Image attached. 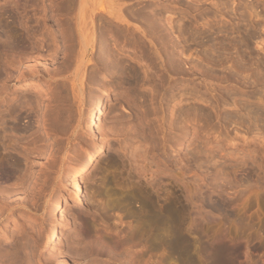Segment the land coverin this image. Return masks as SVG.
<instances>
[{"label": "rangeland", "instance_id": "374dc122", "mask_svg": "<svg viewBox=\"0 0 264 264\" xmlns=\"http://www.w3.org/2000/svg\"><path fill=\"white\" fill-rule=\"evenodd\" d=\"M93 2L0 0V31L6 30L3 23H8L5 25L8 32L12 30L11 38L17 32L21 33L20 37L28 34L34 39L33 44H37L36 49L34 45L31 47L32 43L31 49L28 48L31 41L25 37L27 49L19 45L20 48L8 53L0 50V120L5 123L0 121V160L13 154L20 161L15 178H0V209L5 208L0 213V264H264V0ZM100 2L112 6L121 4L123 12L129 11V15H134L138 9L148 10V14L155 12L156 19L159 18L157 24L162 20L159 26L167 31L162 30L166 37L168 35L167 39L163 38L171 45L165 44L163 39L158 41L167 48L174 47L169 51L176 54L175 66L178 64L176 69L180 75L168 71L165 45L161 44L165 50L161 49L160 42L141 33L137 34L152 54L141 55L140 50L129 44L128 36L119 37L122 38L119 42L105 35L109 38L110 45L106 43L111 49H108L110 60L122 57L128 63L132 61L138 70L135 76L125 78L122 73V79L110 60L109 70L104 68L102 73V69L100 74L96 73L93 59L100 49L97 34L106 30L103 26L110 21L105 11L98 10ZM91 3L95 6L93 11L98 10L93 12V21L87 15L92 11ZM86 6L90 10L85 9ZM94 14L103 18L97 17V20ZM129 15V28L145 29L143 24L146 23ZM103 19H107L106 22ZM85 23L87 29L94 28L95 38L85 58L88 67L79 71V38H72L77 41L76 45L71 37ZM16 34L13 39L20 38ZM75 34L78 36V32ZM64 36L71 42L72 53L79 49L76 58L66 52L71 48H65L68 42ZM154 37L155 41L159 38ZM155 48L161 54L153 56ZM53 50L58 54L53 55ZM37 53L42 56L37 57ZM136 54L144 60L140 61ZM70 56L72 59H67ZM3 68L11 73V77L7 75L10 80L6 83L7 89L2 86ZM60 70L65 72L60 73ZM89 72L95 74L98 81ZM113 73H118L117 78ZM19 75L23 76L16 77ZM26 78L40 84L25 86ZM134 78L138 79L136 83ZM90 79L97 82L96 85ZM79 81L84 88L80 108L74 104L78 101L72 100V86ZM59 87L63 93L59 92ZM54 89L63 98L67 94L64 100L54 97ZM173 95L182 102L173 98L174 101ZM99 96L104 98V107L98 124L111 120L107 124L111 125V130L106 131L109 134L105 139L107 146L95 162L97 174L88 180L82 177L87 180L83 184L73 167L88 144L100 141L101 132L91 124L92 107ZM113 104L117 105L116 110L110 112ZM15 106H24L19 122L22 126L18 124L22 129L12 128L10 117L1 118L6 108ZM250 107L254 112L247 109ZM257 107L260 112L255 111ZM60 116L61 122L58 121ZM170 122L174 124L169 130ZM105 125L101 127L107 130ZM170 137H176V141ZM82 140L87 143L85 146H81ZM77 184L85 187L89 194L79 203ZM56 194L68 199L62 219L50 210L52 205L49 206ZM57 221H62L59 238L53 236ZM22 222L24 225L34 223L33 228L27 227V232L20 230ZM1 231L8 235L1 236ZM9 252L13 255L11 260ZM5 256L8 259L4 263Z\"/></svg>", "mask_w": 264, "mask_h": 264}, {"label": "bare ground", "instance_id": "6f19581e", "mask_svg": "<svg viewBox=\"0 0 264 264\" xmlns=\"http://www.w3.org/2000/svg\"><path fill=\"white\" fill-rule=\"evenodd\" d=\"M84 1H86V0H83V2ZM88 1V0H87ZM91 1V0H90ZM97 2L96 3H98V0H96ZM100 1H102V0H100ZM103 1H105V0H103ZM92 2H93V0H92ZM87 3V2H86ZM86 3H83L84 5L86 4ZM95 2H93V4H94ZM87 4H89V3H87ZM96 5V4H95ZM88 6V5H87ZM87 6L85 7V9L87 8ZM93 5H92V3H91V7H92ZM121 6V4H119L118 6H115V4H114V6H112L111 4H102V2H100L99 3V7L100 8H98V10H100L101 9V11H105L104 12V14L105 15H107L109 18H110V21H108V22H106V20H104L103 19V21H105L106 22V25H104L103 26V28L104 27H106V30H104L103 28V30L104 31H99V33L97 34L98 35V41H99V43L98 42H96V43H98V44H100L99 46H100V49H99V52H97L98 54H96L97 56L95 57V59H93L94 60V62L93 63H95V65H96V68H95V70L94 71H96V73L98 72L99 73V70L100 69H102V70H100V72L101 71H103V69L104 68H107L108 66H110L109 65V60L112 58H110V53H109V51H108V49L109 48H107V47H109V40H107V39H109V38H107L106 39V34H107V36L109 35V36H112V38L114 37V39H118V41L120 40V39H122V38H124V37H126L127 38V36H128V38H127V41L129 40V44L130 45H132V46H134V48L135 49H138V51L140 50V52H141V55L143 54H147V55H149L150 53H151V51L149 52V49H147V47H145V43L146 42H144L143 43V41H141V37L139 36L140 35V33L144 36V37H153L154 38V42H158V44H159V42L163 39V41H167V42H169L168 40H166L167 38H168V35H167V37L165 36L166 34L165 33H167V31L165 32V30H163L165 33H163L162 32V30H161V28H162V26H161V28H160V26H159V24L162 22V20L160 21V23L159 24H157V20L159 19H156L157 17H158V15H156V14H154L155 12H153V14L151 13V11H150V13L152 14H148L147 12H148V10L145 12V11H141L140 9H138L137 10V13L135 12V14L134 15H132V14H130L131 15V17H132V19H134V17H136V18H140L142 21H140V22H144V23H146V24H143V25H146V27H145V29H144V27L142 28V29H144V30H139V28L137 29V28H129L130 26H128L129 25V22H128V20H127V18H129V17H127L128 15H129V11H128V13L126 12V10H125V12L128 14V15H126V13L125 12H123V8L122 7H120ZM94 7L95 6H93L92 7V11L89 13V14H87V12H88V10H85V11H87L86 12V14L88 15V19L90 20L91 19V21H93V12L95 11H93V9H94ZM145 7V6H144ZM90 8V7H89ZM89 8H87V9H89ZM143 8V7H142ZM145 9V8H144ZM90 10V9H89ZM98 10L97 11H95V12H98ZM100 11V12H101ZM141 11V12H140ZM80 13V12H79ZM83 13V12H82ZM85 13V12H84ZM102 13V12H101ZM100 13V14H101ZM75 15V14H74ZM76 15H78V14H76ZM95 15V14H94ZM129 15V16H130ZM96 16V15H95ZM101 16H104V15H101ZM134 16V17H133ZM155 16H157V17H155ZM78 17H79V15H78ZM85 17V18H86ZM97 17H100V16H96V18ZM106 17V16H105ZM2 18V17H1ZM80 18V17H79ZM86 18V19H87ZM101 19L103 18V17H100ZM107 18V17H106ZM108 18V19H109ZM72 19H74V18H72ZM87 19V20H88ZM101 19H99V20H101ZM160 19H161V17H160ZM168 19H170V17H167V20ZM89 20L88 21H86V22H89ZM96 20V19H95ZM97 20H98V18H97ZM135 20H137V21H139L138 19H135ZM166 20V21H167ZM74 21H76V20H74ZM79 21H80V19H79ZM85 21V20H84ZM111 21H113L114 23L112 24V22ZM172 21V20H171ZM1 22V21H0ZM3 22V21H2ZM5 22V21H4ZM83 22V21H82ZM101 22H102V20H101ZM158 22H159V20H158ZM168 22V21H167ZM84 23V22H83ZM169 23H171L170 21H169ZM1 24V23H0ZM8 25V23H3V27H6V30L4 29V28H2V31H0L1 32V37H0V39L2 40L1 41V47H0V50H3L4 51V53H8V52H10V50L11 49H16V47L17 46H19L20 45V47L22 48V46L21 45H26V40H25V37H28L27 35L25 36V37H23V35L20 37V34L21 33H18L17 31H15V32H17V34L16 33H13L12 34V38H11V36L9 35V33H12V30L11 31H9L8 32V29H7V27L8 26H6V25ZM82 24V23H81ZM80 24V25H81ZM92 24H94V23H92ZM76 25H77V23H76ZM83 25H86L85 27H82ZM82 26H81V29L80 28H78V30H77V32H78V36H76V34H75V36H74V33H77V32H74V33H72V29L70 30L71 31V33L73 34V36L71 37V35H69V34H67V35H69L70 37H71V39L73 38H75L76 37V40L79 38V44H80V47H79V49H80V56H81V60H78L79 61V63H80V61H81V63H80V65L78 64V70L80 71L81 69L80 68H82V71H83V67H86V56L89 54V50H90V48L93 46V43H94V38H95V35H94V28L92 29L91 27L89 28V29H87V27H88V25H87V23H85V24H83ZM160 25H162V24H160ZM11 26V25H10ZM9 26V27H10ZM0 27H1V25H0ZM77 27H80V26H77ZM24 28H25V26H24ZM28 28V27H27ZM26 28V29H27ZM12 29V28H11ZM68 29V28H67ZM76 29V28H75ZM101 29V28H100ZM188 29V28H187ZM1 30V29H0ZM13 30H15L14 29V27H13ZM51 31V30H50ZM69 31V30H68ZM69 31V32H70ZM76 31V30H75ZM98 31V30H97ZM178 31H179V29H178ZM36 32V31H35ZM62 32V31H61ZM186 32V31H185ZM23 33V32H22ZM28 33V32H27ZM34 33V32H33ZM52 33V32H51ZM68 33V32H67ZM97 33V32H96ZM139 35H138V34ZM180 33V32H179ZM14 34H16L18 37H20V38H24V39H13V35ZM19 34V35H18ZM26 34V33H25ZM31 34V33H30ZM49 34H50V32H49ZM61 35H63V34H61ZM193 35V34H192ZM30 36V35H29ZM48 36V35H47ZM53 36V35H52ZM108 36V37H109ZM130 36V37H129ZM142 36V37H143ZM154 36H156V38H157V36L159 37V38H157V41H155L156 39H155V37ZM16 37V36H15ZM17 37V38H18ZM78 37V38H77ZM119 37H122V38H120L119 39ZM166 38V39H164V38ZM193 37V36H192ZM13 39V40H11V39ZM29 39H30V37H28ZM27 38V39H28ZM35 38H36V36H35ZM48 38V37H47ZM53 38V37H52ZM66 37L64 36V39H65ZM141 38V39H140ZM194 38V37H193ZM28 39V40H29ZM72 39V40H73ZM97 39V38H96ZM114 39L112 40V41H114ZM160 39V41H158ZM31 40H34V39H30L29 41H31ZM43 40H44V38H43ZM66 40V39H65ZM69 40V39H68ZM68 40H66V42H68V44H66L67 45V47H66V45H65V48H71L70 47V44H71V42L70 41H68ZM107 40V41H106ZM123 40H125V39H123ZM145 40V39H144ZM153 40V39H152ZM49 41H50V39H49ZM57 41V40H56ZM55 41V42H56ZM64 41V40H63ZM62 41V42H63ZM74 41V43H76V45H78L77 44V41L75 42V40H73ZM117 41V40H116ZM115 41V42H116ZM117 41V42H118ZM122 41V40H121ZM131 41V42H130ZM172 41V40H171ZM33 42H35V41H33ZM33 42L31 41L30 43H29V45L27 46L28 48L30 47V45H31V43H32V45H31V47L33 48ZM106 42H108V46H107V43ZM114 42V43H115ZM120 42V41H119ZM123 42V41H122ZM125 42H126V40H125ZM150 42V41H149ZM153 42V43H154ZM167 42L165 43V44H167ZM64 43H65V41H64ZM111 43V42H110ZM153 43H151V44H153ZM57 44H58V41H57ZM56 43L54 44V45H57ZM118 44V43H117ZM127 44V43H126ZM125 44V45H126ZM150 44V45H151ZM165 45V44H163L162 42H160V46H162V45ZM170 45H171V43H169ZM169 44H167V45H169ZM154 45H155V43H154ZM153 45V46H154ZM157 45V44H156ZM158 45V46H159ZM25 46V48L27 49V47ZM39 46H40V44H39ZM95 46H97V45H95ZM98 46V47H99ZM157 46V47H158ZM20 47H17V48H20ZM31 47H30V49H31ZM37 48V44H36V46L34 45V48ZM56 47V46H55ZM72 47H73V45H72ZM75 47V46H74ZM127 47V46H126ZM129 47H131V46H129ZM156 47V46H155ZM164 47H166V45L164 46ZM35 48V49H36ZM64 48V49H65ZM123 48V47H122ZM134 48L132 47V50H134ZM149 48V47H148ZM150 48L152 49L153 47L152 46H150ZM160 48V47H159ZM163 48V46L161 47V49ZM170 48H171V46H170ZM169 47L167 48L166 47V49H167V51L164 53V55L166 54L167 55V60H165L166 62V64H167V62H168V66L167 67H169L168 68V71L169 72H171V73H174L175 71V73H179V75H180V72H179V70L178 69H176V66H178V64L175 66V60L177 59V57H175L176 56V54L172 51L173 50V48L174 47H172L171 49V51H169V49H170ZM14 49V50H15ZM23 49H24V47H23ZM29 49V50H30ZM34 49V50H35ZM54 49H56L57 50V47L56 48H54ZM72 49L73 48H71V52L69 51V49L68 50H66V52H68V53H71V56H73V54L74 53H72ZM79 49H78V51H79ZM164 49V48H163ZM17 50V49H16ZM25 50V49H24ZM23 50V51H24ZM33 50V49H32ZM54 51V53H53V55L54 54H56L55 52H57L58 50H60L59 49V45H58V50L57 51ZM63 50V49H62ZM93 51H95L94 49H92ZM91 50V51H92ZM109 50H111V49H109ZM165 50V49H164ZM177 50V49H176ZM18 51H19V49H18ZM37 51V50H36ZM38 51H39V49H38ZM49 51V50H48ZM78 51H76V52H78ZM153 51H155L154 53L156 54V55H153V56H157L159 53H160V51H159V49L158 48H155V50L153 49ZM162 51V50H161ZM175 51V50H174ZM12 52V51H11ZM15 52H17V51H15ZM33 52V51H32ZM31 52V53H32ZM64 51H62V53H63ZM74 52V51H73ZM76 52H75V58H76ZM139 52V53H140ZM179 52V51H178ZM39 53V52H38ZM36 54L37 55V57H39L38 55H40V54ZM49 53H51V51L49 52ZM51 53V54H52ZM60 53V52H59ZM94 53V52H93ZM92 53V54H93ZM136 53V52H135ZM162 53H163V51H162ZM177 53V52H176ZM34 54V53H33ZM51 54H48L47 53V55H51ZM57 54H58V52H57ZM63 54H65V53H63ZM78 54V53H77ZM92 54H91V56H92ZM111 54H112V52H111ZM152 54V53H151ZM161 54V53H160ZM180 54V53H179ZM1 55V54H0ZM5 55V54H4ZM9 55V54H8ZM46 55V56H47ZM68 56L70 55V54H67ZM113 55V57H114V54H112ZM111 55V56H112ZM137 55V54H136ZM164 55H162L163 57H164ZM165 55V56H166ZM6 56V55H5ZM40 56H42V55H40ZM52 56V55H51ZM56 56V55H55ZM71 56L70 57H68L67 59H72L71 58ZM95 56V54L93 55V57ZM120 56H122V55H120ZM140 55H137V58H139V60L140 61H142L141 59H143L144 60V57L143 58H141L140 59V57H139ZM4 57V56H3ZM64 57V56H63ZM116 57V56H115ZM36 58V57H35ZM53 58V57H52ZM77 58H79V57H77ZM122 57H119V58H115V59H112V61L110 60V62L112 63V65H113V68H114V70H116V71H118V73H120V75H122V73L124 74V75H126V77L125 78H127L129 75H131V76H135L134 74H136V71H138V70H136V66H135V64H131L132 63V61L130 62V63H128L127 61H124L123 59H121ZM147 58V57H146ZM151 58H153L152 57V55H151ZM156 58V57H155ZM158 58H160L159 56H158ZM162 58V57H161ZM63 59V58H62ZM89 59V58H88ZM91 59V60H92ZM74 60V59H73ZM75 60H77V59H75ZM85 60V61H84ZM135 60H136V57H135ZM148 59H146V61H147ZM152 60H155V59H152ZM159 60V59H158ZM157 60V58H156V60L155 61H158ZM162 60V59H161ZM64 61H65V59H64ZM78 61H77V63H78ZM154 61V62H155ZM177 61V60H176ZM63 62V61H62ZM71 62V61H70ZM127 62V63H126ZM153 62V61H152ZM159 62V61H158ZM164 62V61H163ZM3 63V62H2ZM67 63V62H66ZM65 63V64H66ZM76 63V62H75ZM76 63V64H77ZM136 63H138L137 62V60H136ZM150 63H151V60H150ZM150 63H146L147 65L148 64H150ZM157 63V62H156ZM156 63H154V64H156ZM161 63H162V61H161ZM178 63V62H177ZM180 63V62H179ZM6 64V63H5ZM7 64H8V62H7ZM141 64V63H140ZM146 64H144V67L146 66ZM154 64H152V65H154ZM3 66H4V64H2ZM67 65V64H66ZM69 65V64H68ZM94 65V66H95ZM111 65V66H112ZM151 65V64H150ZM149 65V66H150ZM157 65H158V63H157ZM156 65V66H157ZM160 65V64H159ZM158 65V66H159ZM242 65V64H241ZM240 65V66H241ZM110 66V67H111ZM155 66V67H156ZM156 67L157 69L160 67ZM164 66V65H163ZM166 66V65H165ZM8 67V66H7ZM69 67V66H68ZM88 67V66H87ZM86 67V68H87ZM140 67V66H139ZM152 67V66H151ZM150 67V68H151ZM154 67V66H153ZM162 67V66H161ZM180 67V66H179ZM62 68V67H61ZM94 68V67H93ZM149 68V67H148ZM147 68V69H148ZM156 68H155V70H156ZM164 68L165 67H163L162 69L164 70ZM242 68V67H241ZM5 69V72H4V77L5 78H3L4 79V81H2V82H4L3 83V88H5V89H7L6 88V83H7V81H10V80H7L9 77H11L10 76V74L11 73H9V72H7V70H6V68H3V70ZM36 69V68H35ZM64 69V68H63ZM75 69H76V67H75ZM108 70H109V68H107ZM139 69V68H138ZM160 69V68H159ZM166 69V68H165ZM57 70V69H56ZM55 70V71H56ZM86 70H89V69H86ZM85 70V71H86ZM113 70V69H112ZM178 70V71H177ZM64 71V70H63ZM63 71L62 70H60L59 72L60 73H63ZM65 71H67L66 70V68H65ZM64 71V72H65ZM75 71V70H74ZM3 72H2V74H3ZM6 72L8 73V74H6ZM36 72V71H35ZM57 72V71H56ZM78 72V71H77ZM93 72V71H92ZM92 72H89L90 74L92 73ZM115 72V71H114ZM146 71H144V73H145ZM161 72V71H160ZM167 72V71H166ZM169 72H167V74L169 73ZM1 73V72H0ZM58 73V72H57ZM80 73H82V72H80ZM84 73H86V72H84ZM102 73V72H101ZM105 73V72H104ZM118 73H113L114 75L115 74H118ZM159 73V72H158ZM157 73V74H158ZM162 73H164L163 71H162ZM19 74H21V73H19ZM25 74V73H24ZM28 73H26V75H27ZM33 74V73H32ZM36 74V73H35ZM75 74V73H74ZM83 74V73H82ZM87 74H88V72H87ZM93 74V73H92ZM91 74V75H92ZM100 74V73H99ZM98 74V75H99ZM108 74V73H107ZM160 74V73H159ZM165 74V73H164ZM167 74H166V76H167ZM9 77H8V76ZM18 75V74H17ZM76 75V74H75ZM86 75V74H85ZM94 75L95 74H93L91 77H94ZM112 75V74H111ZM120 75H118V77L120 76ZM140 75V74H139ZM169 75H170V73H169ZM172 75H174V74H172ZM177 75V74H176ZM175 75V76H176ZM187 75H190V73L188 74L187 73ZM23 76V75H22ZM22 76H16V77H19V78H21ZM77 76V75H76ZM80 76H82V75H80ZM108 76V75H107ZM113 76V75H112ZM116 76V75H115ZM130 76V77H131ZM161 77L162 76H164L163 74L162 75H160ZM178 76V75H177ZM1 77V76H0ZM72 77V76H71ZM86 77V76H85ZM90 77V78H91ZM96 77V76H95ZM95 77H94V79H95ZM139 77V76H138ZM137 77V78H138ZM165 77V76H164ZM170 77V76H169ZM172 77V76H171ZM229 77H230V75H229ZM19 78H17V79H19ZM34 78V77H33ZM33 78H29V79H24V80H26L25 81V86H29V85H31L32 83H35V82H37L36 80H35V82H34V79ZM73 78H76V77H73ZM73 78H71L70 80H72ZM82 78V77H81ZM81 78H79L80 80H81ZM84 78V77H83ZM88 78V77H87ZM97 78V77H96ZM116 78H117V76H116ZM131 78H133V77H131ZM131 78H129V79H131ZM136 78V79H137ZM141 78V77H140ZM163 78V77H162ZM176 78V77H175ZM175 78H173V79H175ZM2 79V80H3ZM16 79V80H17ZM91 79H93V78H91ZM91 79H90V81H91ZM93 79V80H94ZM120 79V78H119ZM122 79H123V75H122ZM135 79V78H134ZM133 79V81H135ZM161 79V78H160ZM159 79V80H160ZM164 79V78H163ZM172 79V78H171ZM172 79V80H173ZM76 80V79H75ZM86 80H88L89 81V78L88 79H86ZM93 80L91 81L92 82V84L93 83H95V81L93 82ZM96 81H98L97 79H95ZM138 80V79H137ZM137 80L135 81V83L137 82ZM167 80V78H165V82L167 83L168 81H166ZM105 81V80H104ZM131 81V80H130ZM129 81V82H130ZM163 81V80H162ZM161 81V85H163V87H164V82H162ZM18 82V81H17ZM83 82H85L84 81V79H83ZM100 82V81H99ZM171 82V81H170ZM173 82H176L175 80H173ZM24 83V82H23ZM38 83V82H37ZM89 83V82H88ZM97 83V82H96ZM96 83H95V85H96ZM104 83V82H103ZM106 83H108V82H106ZM106 83L105 84H103L104 85V88H106L105 87V85H106ZM133 83V82H132ZM172 83V82H171ZM170 83V85H173V84H171ZM38 84H40V83H38ZM91 84V83H90ZM91 84V85H92ZM99 85H100V83H98ZM102 84V83H101ZM130 84H131V82H130ZM37 85V84H36ZM62 85V84H61ZM94 85V84H93ZM110 84H108V86H109ZM133 85V84H132ZM165 85H167V84H165ZM71 86V85H70ZM85 86H88L87 85V83H85ZM101 86V85H100ZM107 86V85H106ZM169 86V85H168ZM62 87V86H61ZM61 87H59V92H61V93H63V91H60V88ZM92 87V86H91ZM110 87V86H109ZM162 87V86H161ZM162 87V88H163ZM57 88V87H56ZM55 88V89H56ZM63 88V87H62ZM103 88V87H102ZM103 88V89H104ZM54 89V92H56L55 94H56V96H54L56 99H58V101H59V98H57L58 96H60V100L61 99H63L64 100V98H65V96L67 95L66 93H65V95H64V98L62 97L63 95H59V92H57L56 90ZM83 89L84 88H82V81H79L78 83H74V85L72 86V91H73V97H72V100H74V101H78V103H74V104H78V107L80 108V106L82 105V103H83V98H82V96H83ZM90 89V88H89ZM108 89H110V88H108ZM2 90H4V89H2ZM62 90V89H61ZM64 90V89H63ZM67 90V89H66ZM101 90V89H100ZM71 91V90H70ZM71 91V92H72ZM98 91V90H97ZM65 92V91H64ZM67 92V91H66ZM102 92H104V91H102ZM106 93H107V90L105 91ZM57 93H58V95H57ZM60 93V94H61ZM98 93H99V91H98ZM180 93V92H179ZM182 94V93H181ZM180 94V96H182ZM185 94V93H184ZM54 95V93L52 92V96ZM100 95V94H99ZM98 96V95H97ZM174 96V95H173ZM176 97H177V93H176V95H175ZM175 96L174 97H171L172 99L173 98H175ZM179 96V95H178ZM179 96V97H180ZM192 96V95H191ZM62 97V98H61ZM85 97V96H84ZM75 98H76V100H75ZM170 98V97H169ZM122 99V98H121ZM179 100H180V98H178ZM117 100H119L118 98H117ZM116 100V101H117ZM169 100H171V99H169ZM174 100V99H173ZM175 100H177L176 98H175ZM174 100V101H175ZM179 100H177L176 102H182V101H179ZM85 101H86V97H85ZM119 101H124V100H119ZM127 101L128 100H126V103H127ZM174 101H172L173 103H175V104H179V103H176V102H174ZM118 102V101H117ZM116 102V103H117ZM172 102H169V103H172ZM115 103V104H116ZM124 103V102H123ZM9 104V103H8ZM18 104H21V105H23L22 103H18ZM115 104H113V105H115ZM174 104V105H175ZM15 105V104H14ZM123 105V104H122ZM171 105V104H170ZM20 106V105H19ZM76 106V105H75ZM117 105H115V106H113L114 107V109L113 110H111L110 112H114L116 109H115V107H116ZM176 106V105H175ZM175 106H172V107H174L175 108ZM7 107V106H6ZM21 107H23L24 108V106H21ZM77 107V106H76ZM77 107V108H78ZM103 107H104V98L102 99V96H99V97H97V99H95L94 100V105H93V107H92V110H93V114H92V118H91V120H92V125H95V127L99 130V132H101L100 134H102V135H100V137L101 138H99V142L98 143H92V144H88L87 146H88V149L84 152V153H82V154H80L79 153V155L78 156H80V157H78L79 158V160H77L78 162L74 165V167H73V169L75 170V174H77L79 177H81V182L84 184V182L85 181H87L88 179H90L91 177L93 178L94 176H95V174H97V173H95V162H96V160L98 159V158H100V156L102 155V153L104 152V150H105V145H106V141L107 140H105L106 139V137L109 135L108 133V131L109 130H111V129H109L110 127H111V125H110V127H108V125L107 124H109L110 122H111V120L109 121V123L108 122H105V127L107 126V130H106V128H102L104 125H101V123L100 124H98V122L100 121L99 119H101L102 118V109H103ZM113 107H111V108H113ZM123 107V106H122ZM171 107V106H170ZM23 108H20V107H18V106H15V107H13V108H11V107H9L8 109L6 108L5 110H4V112L2 113V115H1V118L3 117V118H6V117H10L11 119V124L13 123V127L12 128H14V127H16L15 129H17V127H19V125L20 126H22L21 124H19V122H20V119H21V113H22V109ZM76 108V109H77ZM111 108H109V109H111ZM252 108L253 107H250V108H247V109H251L252 110ZM256 108V107H255ZM258 108V110H259V108L260 107H257ZM171 109V108H170ZM261 109H262V107H261ZM63 110V109H62ZM78 110V109H77ZM76 110V111H77ZM172 110V109H171ZM251 110H249V112H252ZM258 110H255V111H257V112H260V110L258 111ZM81 111V110H80ZM85 111V110H84ZM83 111V112H84ZM90 111V110H89ZM263 111V110H262ZM67 112V111H66ZM79 111H77V113H78ZM92 112V111H91ZM172 112V111H171ZM170 112V113H171ZM254 112V111H253ZM252 112V114H254ZM82 113V112H81ZM189 114H190V110H189V112H188ZM247 113H248V111H247ZM68 114L70 115L71 113L70 112H68ZM67 114V115H68ZM79 114V113H78ZM77 114V115H78ZM188 114V115H189ZM60 115H61V113H60ZM69 115H68V117H69ZM84 115V114H83ZM173 115V114H172ZM172 115H171V117H172ZM71 116V115H70ZM90 116V115H89ZM79 117V116H78ZM83 117V116H82ZM262 117V116H261ZM85 118V117H84ZM105 118V117H104ZM103 118V119H104ZM109 118V117H108ZM112 118V117H111ZM173 118V117H172ZM262 118H264V116L262 117ZM7 119V118H6ZM105 119H107V118H105ZM174 119H176V118H174ZM173 119V122L175 121ZM3 119H1L0 121H2ZM9 120V121H10ZM57 120H58V118H57ZM61 120V116H60V119L58 120L59 122H61L60 121ZM67 120V119H66ZM65 120V121H66ZM79 120V119H78ZM171 120V119H170ZM189 120H190V115H189ZM8 121V120H7ZM104 121V120H103ZM107 121V120H106ZM114 122H115V120H113ZM112 121V122H113ZM172 121V120H171ZM191 121V120H190ZM3 122V124H5L4 123V120L2 121ZM63 122V121H62ZM177 122V120L175 121V123ZM190 123V122H189ZM0 124H2V123H0ZM19 124V125H18ZM172 124H174V123H169L168 124V126H169V130L171 129V125ZM177 124V123H176ZM102 127H101V126ZM5 126V125H4ZM3 126V127H4ZM175 126H177V125H175ZM174 125H173V127H175ZM23 127H25V126H23ZM19 128H21V127H19ZM3 129H5V128H3ZM22 129V128H21ZM105 129V130H104ZM179 129V128H178ZM103 130V131H102ZM175 130V128H173V131ZM186 130V129H185ZM108 133H107V132ZM56 132V131H55ZM111 132V131H110ZM169 132H171V131H169ZM185 132V131H184ZM187 132V131H186ZM176 133H177V130H176ZM183 133V132H182ZM181 133V134H182ZM57 134V133H56ZM108 134V135H107ZM174 134H175V131H174ZM174 134H171V135H174ZM180 134V135H181ZM184 134V133H183ZM174 136H176V134L174 135ZM172 140L174 139V138H172V137H170ZM179 138V137H178ZM171 139H169V140H171ZM57 140H59V139H57ZM83 141H85V140H82V143H81V146H83L82 144H84V143H86V142H84L83 143ZM176 141V137H175V139H174V142ZM87 144V143H86ZM84 146H85V144H84ZM107 146V145H106ZM58 149V148H57ZM60 149H58V151H59ZM81 151V150H80ZM74 152V151H73ZM78 152H79V150H78ZM75 155H76V153H75ZM102 157V156H101ZM5 159L3 160V159H1L0 160V178H3V179H13V177L15 178V176H17V173L19 172V165H20V161L18 160V158H16L13 154H7V155H5V157H4ZM72 158V157H71ZM74 158V157H73ZM77 158V157H76ZM74 163V162H73ZM70 169H72V168H70ZM96 172H97V170H96ZM95 173V174H94ZM82 174H84L83 176H82ZM101 175V174H100ZM82 177H85L87 180H83L82 179ZM84 178V179H85ZM96 178H97V176H96ZM10 179V180H11ZM74 181V180H73ZM76 181V180H75ZM92 181V180H91ZM77 183V182H76ZM75 183V184H76ZM86 183H88V182H86ZM82 184V185H83ZM86 186H87V184H85ZM76 188L78 189V192H79V195H78V200H77V202L79 203V202H82V199L84 200V199H87L88 198V195L89 194H86V189H85V187H83V186H81V185H79V184H77V186H76ZM86 190V191H85ZM93 191V190H92ZM3 192V190H1V193ZM88 192V191H87ZM5 193V192H4ZM90 193V192H89ZM1 195H3V193L1 194ZM68 200V199H67ZM67 200L65 199V197L62 195V194H56L51 200H50V204H49V206H51L52 205V209L50 208V210L52 211L53 210V212H54V214H59V218L60 219H62L63 217H62V215H64V213H63V208H64V206H66V202H67ZM48 207V206H47ZM0 208H2V207H0ZM5 209V208H4ZM4 209H0V213H2L3 212V210ZM2 211V212H1ZM53 214V213H52ZM3 216V215H2ZM1 217V216H0ZM62 217V218H61ZM60 219H57V220H60ZM20 221V220H19ZM18 221V222H19ZM64 221V220H63ZM15 222V221H14ZM28 222V221H27ZM60 222H62V221H57V223H56V225H55V227H54V229H53V236H58V234H60L61 233V231H62V224L60 223ZM16 223V222H15ZM17 224V223H16ZM22 225H21V227H20V230H22V231H26L27 230V227L29 228H31L32 227V224H34V223H25L26 225H24V222H22L21 223ZM28 224V225H27ZM6 225V224H5ZM14 226H16V225H14ZM38 226L40 227V224L38 223ZM7 227V226H6ZM16 227H18V226H16ZM15 227V228H16ZM4 228V227H3ZM19 228V227H18ZM33 228V227H32ZM41 228V227H40ZM39 228V229H40ZM0 229H1V227H0ZM8 229V228H7ZM17 230V229H16ZM7 231V230H6ZM28 231V230H27ZM26 231V232H27ZM8 232V231H7ZM7 232H5V231H1V236H7L8 234H9V232H8V234H7ZM11 232V231H10ZM13 232V231H12ZM11 232V233H12ZM19 232V231H18ZM39 232H41L40 230H39ZM38 232V233H39ZM23 234V233H22ZM62 234V233H61ZM10 235V234H9ZM17 235H19V234H17ZM16 235V236H17ZM11 236H14L13 234L11 235ZM25 236V235H24ZM27 236V235H26ZM52 236V237H53ZM60 236V235H59ZM59 236H58V238H59ZM69 237V236H68ZM8 238V237H7ZM69 240V239H68ZM71 242H72V244H71ZM70 242V244L71 245H73V241H71ZM15 243V242H14ZM13 243V244H14ZM12 244V245H13ZM17 244H18V242H17ZM75 244V243H74ZM69 245V244H68ZM15 246V245H14ZM18 246V245H17ZM71 247H73V246H71ZM76 247V246H75ZM15 248V247H14ZM17 248V247H16ZM12 249V248H11ZM14 250H16V249H14ZM14 250H12L13 252H14ZM76 250V249H75ZM8 252V251H7ZM16 252V251H15ZM5 253V252H4ZM3 253V255H5ZM9 253H11V252H9ZM8 253V254H9ZM7 254V253H6ZM15 254V253H14ZM2 255V256H3ZM10 255V260H11V255H12V253L11 254H9ZM8 255V256H9ZM13 256V255H12ZM18 257V256H17ZM3 258H5V259H3L4 260V263H5V260L6 259H8V257H3ZM14 259H16L15 258V255H14ZM12 260H13V257H12ZM9 263H10V261L9 260H7ZM16 261V260H15ZM15 261H11V263H14ZM7 263V262H6ZM8 264V263H7Z\"/></svg>", "mask_w": 264, "mask_h": 264}]
</instances>
